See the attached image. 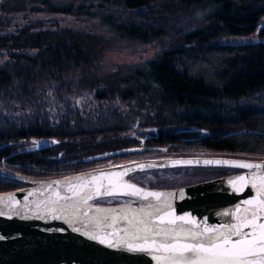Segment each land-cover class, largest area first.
Listing matches in <instances>:
<instances>
[{
  "label": "trees",
  "instance_id": "trees-1",
  "mask_svg": "<svg viewBox=\"0 0 264 264\" xmlns=\"http://www.w3.org/2000/svg\"><path fill=\"white\" fill-rule=\"evenodd\" d=\"M255 32L259 41L221 43ZM168 34L152 60L107 57L119 42L136 48ZM41 140L49 146L28 150ZM134 146L144 150L89 159ZM189 156L264 160V0H0V193ZM237 171L170 168L132 179L177 188Z\"/></svg>",
  "mask_w": 264,
  "mask_h": 264
},
{
  "label": "water",
  "instance_id": "water-1",
  "mask_svg": "<svg viewBox=\"0 0 264 264\" xmlns=\"http://www.w3.org/2000/svg\"><path fill=\"white\" fill-rule=\"evenodd\" d=\"M49 144L38 142L28 150L47 148ZM143 150V146L125 147L89 159ZM239 163L259 167L242 168L236 166ZM185 167H225L238 171L177 188H153L132 179L141 172ZM127 185L141 189L142 193L162 196L157 200L143 194L126 195L132 191ZM107 191L113 194H105ZM108 197L128 198L131 202H97ZM261 201H264V160L219 156L146 159L54 178L0 193L3 213L0 264H172L166 258L173 253L163 248L156 250L159 245L208 248L222 244V239H217L221 234L230 241L252 242L243 247L253 255L243 256L240 264H264ZM179 216L185 220H177ZM233 229L241 235L232 234ZM243 233L249 235L245 237ZM153 240L155 245L151 243ZM130 247L152 250L130 251ZM223 247L230 248L231 244ZM184 256L200 264L196 254L186 252Z\"/></svg>",
  "mask_w": 264,
  "mask_h": 264
},
{
  "label": "snow or ice",
  "instance_id": "snow-or-ice-1",
  "mask_svg": "<svg viewBox=\"0 0 264 264\" xmlns=\"http://www.w3.org/2000/svg\"><path fill=\"white\" fill-rule=\"evenodd\" d=\"M236 166L242 167V168H253V167H259V165H252L248 163H239ZM141 167H143L141 165ZM93 180L96 178L93 177ZM240 180H244V177H240ZM128 188H131V192H126L124 194L126 195H140L143 194L145 198L151 196L155 197L157 200L160 199L162 196L161 193H155V192H148V193H142V190L139 188H136L133 185H127ZM105 194L112 195V191H107ZM90 198V194L89 197ZM63 199V197H61ZM250 203V202H247ZM261 204L264 205V201H261ZM0 215H3L2 212H0ZM255 215V213H253ZM177 220H185L184 216L176 217ZM172 221H169L171 223ZM192 223H195V221H191ZM247 226V225H246ZM254 227V226H253ZM260 228L264 229V224L260 225ZM161 231H164L161 229ZM209 231H215L214 229H209ZM232 234L240 236L241 232L239 230L233 229ZM248 233H243V236L247 237ZM3 237H0L2 239ZM95 238V237H93ZM218 240L222 239L221 245L213 244L211 247L205 248L202 245H190V244H175V245H165L161 244L157 247L156 250H160V248H163L164 251L173 253V255L167 257L166 259H169L172 264H194L191 258H186L184 256V253L191 252L196 254V257L200 261V264H240V260L243 256L253 255V253L244 248L243 245L245 243L251 244V241H245V240H239V241H230L227 236H221L217 237ZM148 237H145V241L147 242ZM104 241H101L103 243ZM153 245H155V240L151 242ZM264 243V242H262ZM231 244V247H223V245ZM114 246V245H109ZM130 251H138V252H148L151 251V247H130Z\"/></svg>",
  "mask_w": 264,
  "mask_h": 264
},
{
  "label": "rangeland",
  "instance_id": "rangeland-1",
  "mask_svg": "<svg viewBox=\"0 0 264 264\" xmlns=\"http://www.w3.org/2000/svg\"><path fill=\"white\" fill-rule=\"evenodd\" d=\"M97 1V0H91V2ZM94 7H90L86 10V15L85 17L88 19H92L93 16V12H94ZM198 16V14H197ZM72 19V17H70ZM75 18L72 19V23L74 21ZM187 20V19H186ZM182 21L180 23H186V25H188L189 23L187 21ZM79 25H82L79 24ZM181 27H187L183 24L179 25ZM83 27V25H82ZM260 29V27H259ZM258 29V31H259ZM166 30H167V25H166ZM171 31V30H170ZM257 31V32H258ZM169 33V32H168ZM172 32H170L171 35ZM163 35V34H162ZM170 35H165L162 36L161 39L155 40L152 43L149 44H145V45H138L136 46V48L134 47L135 45L133 44L134 42L130 41H126V42H119L117 45V47L113 50H111L108 54L107 57L108 59H110V63L112 60H116V61H123V62H134V63H138L141 61H148V60H152L155 56V53L160 49L161 45V40L168 43V41L171 40ZM260 38L258 37L257 33L255 32L252 35L249 36H241V35H233V36H229V37H225L223 39H221V43L224 44H243V43H248V42H256L259 41ZM44 141L50 142L49 140H41L40 142L43 143ZM36 146V145H35ZM113 198H121V197H108V198H104L105 201L101 202L102 204H117L114 203ZM123 199H128V198H123ZM126 202H131L130 200H125L123 201V203Z\"/></svg>",
  "mask_w": 264,
  "mask_h": 264
}]
</instances>
